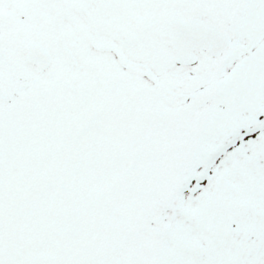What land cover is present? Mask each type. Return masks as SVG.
Segmentation results:
<instances>
[{
	"label": "snow or ice",
	"instance_id": "1",
	"mask_svg": "<svg viewBox=\"0 0 264 264\" xmlns=\"http://www.w3.org/2000/svg\"><path fill=\"white\" fill-rule=\"evenodd\" d=\"M0 264H264V0H0Z\"/></svg>",
	"mask_w": 264,
	"mask_h": 264
}]
</instances>
